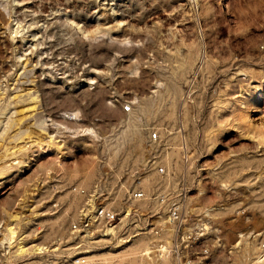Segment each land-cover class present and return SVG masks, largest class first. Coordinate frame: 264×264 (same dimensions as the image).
<instances>
[{
	"label": "rangeland",
	"instance_id": "374dc122",
	"mask_svg": "<svg viewBox=\"0 0 264 264\" xmlns=\"http://www.w3.org/2000/svg\"><path fill=\"white\" fill-rule=\"evenodd\" d=\"M183 180L209 264H264V0H0V264H140L128 191Z\"/></svg>",
	"mask_w": 264,
	"mask_h": 264
},
{
	"label": "built area",
	"instance_id": "2783aa9c",
	"mask_svg": "<svg viewBox=\"0 0 264 264\" xmlns=\"http://www.w3.org/2000/svg\"><path fill=\"white\" fill-rule=\"evenodd\" d=\"M129 110L131 104L122 105ZM157 132H151L156 137ZM186 158V157H185ZM159 171L164 172L162 166ZM191 186L183 181L175 188L165 186L154 194H146L141 189L128 191V198L133 201L151 200L158 204L155 213L164 218L158 223H152L148 212L141 216V212L134 208L129 212L132 222L139 224L129 233L128 238L139 233L152 234L147 248L136 254L140 264H209L211 247L208 239L214 235L216 240L220 237L214 233L211 224L210 210L194 213L188 207ZM84 191V190H82ZM121 220L120 211L108 203L99 202L97 205L85 203L76 219L70 223L71 233L76 237H89L98 234L113 233ZM213 234V235H212ZM261 257L264 256V242L261 243ZM82 255L75 256L68 264H86Z\"/></svg>",
	"mask_w": 264,
	"mask_h": 264
},
{
	"label": "bare ground",
	"instance_id": "6f19581e",
	"mask_svg": "<svg viewBox=\"0 0 264 264\" xmlns=\"http://www.w3.org/2000/svg\"><path fill=\"white\" fill-rule=\"evenodd\" d=\"M22 94V93H21ZM20 102V101H19ZM14 114V113H13ZM15 228L14 227H9V232H10V235H11V237L14 235V233H15V230H14ZM146 246V245H145ZM36 247V249L35 250H37L39 247H37V246H35ZM19 249L20 250H22L23 251V249H25L24 248V246H20L19 247ZM25 251V250H24Z\"/></svg>",
	"mask_w": 264,
	"mask_h": 264
},
{
	"label": "crops",
	"instance_id": "0c3cea01",
	"mask_svg": "<svg viewBox=\"0 0 264 264\" xmlns=\"http://www.w3.org/2000/svg\"><path fill=\"white\" fill-rule=\"evenodd\" d=\"M206 209H207V208H206ZM203 211H205V210H203ZM203 211H202V212H203ZM211 211H212V209L210 210V215H211ZM211 216H212V215H211ZM136 258L138 259V257H136ZM138 260H139V259H138Z\"/></svg>",
	"mask_w": 264,
	"mask_h": 264
}]
</instances>
